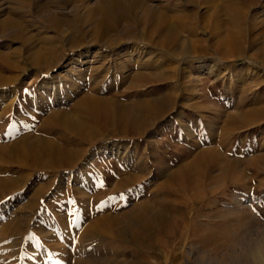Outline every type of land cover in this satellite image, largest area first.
Instances as JSON below:
<instances>
[{"label": "rangeland", "instance_id": "1", "mask_svg": "<svg viewBox=\"0 0 264 264\" xmlns=\"http://www.w3.org/2000/svg\"><path fill=\"white\" fill-rule=\"evenodd\" d=\"M133 1L148 9L150 23L162 25L163 39L177 40L180 56L171 53L159 63L152 49L127 42L125 29L114 42H121L117 54H107L100 47L106 35L94 40L97 27L107 32L98 0H0L2 264H256L253 251L264 243V0H188L186 6V0ZM206 3L217 7L208 9ZM232 16L240 20L230 22ZM49 19L61 22L60 28L51 27ZM184 27L194 28L196 36L185 34ZM203 28L212 32L205 37ZM134 30L140 39L141 28ZM186 39L193 42L185 44ZM96 54L108 55L111 62L151 58L164 76L174 72L178 87L161 90L154 80L144 93L127 88L133 75L117 76V64L105 79L96 78L89 70L100 66ZM167 95L172 101L190 100L171 110ZM160 99L166 100L165 113L145 110L146 101ZM52 110L70 112L78 126L89 127L83 136L94 144L83 146L87 154L77 169L40 174L8 169L16 168L10 163L17 160L27 164L24 140L37 145L42 138L56 139V149H74L80 141L43 132L44 127L50 130ZM43 150L33 152L42 167L63 159ZM139 162L142 171L135 172ZM100 166L104 175L114 172L115 181L132 172L143 181V189L132 186L122 192L131 199L120 214L113 211L122 216L114 230L126 226L134 231L133 217L142 202L164 215L151 218L153 232L141 240L144 250L129 236H108L95 252L92 245L99 239L87 235L79 240L71 233L76 225L70 224L74 207L67 203L68 189H84L91 183L87 174ZM42 187L50 189L40 197ZM52 203L64 204L62 212ZM49 205L68 222L48 223ZM69 240L79 252L63 249Z\"/></svg>", "mask_w": 264, "mask_h": 264}, {"label": "bare ground", "instance_id": "2", "mask_svg": "<svg viewBox=\"0 0 264 264\" xmlns=\"http://www.w3.org/2000/svg\"><path fill=\"white\" fill-rule=\"evenodd\" d=\"M98 1H99L100 5L97 8V11H99L101 14H103L106 18L105 23L107 25V32H103V26L102 25L97 27L95 29L96 30V36H95L94 40L97 41L100 36L106 35V37H105L106 40L103 41V43L100 45V47L102 49H104L105 51H107L108 52L107 54H113L112 56H115L117 54V53H113V52L118 50L121 42H118V43H114V42L117 39H119V37L117 36L118 32H120L121 29L122 30L125 29L124 32H126V36H127L126 41L127 42L133 41L131 43L139 44V46H140V44H142V45L147 46L148 48L152 49L153 50L152 52H155L157 54V57L155 60L159 63H160V61H165V58H169V57L171 58L172 57L171 53L174 54L176 52L178 54V56H180V54L176 51V45L178 43L177 40L175 38H168V37H167L168 38L167 40L162 38V36H161V33H162L161 26L162 25L157 21H154V23L149 22L151 17H150V14L148 12V9H145V7H141L138 4L134 3L133 0H122V1L121 0H98ZM211 2H213V1H211ZM179 3H183V2H179ZM207 3H206V5H207L208 9H211V10L216 9L217 6L211 5V7H210V5H208ZM183 4L186 6V5L190 4V1L186 0V3H183ZM140 7H141V9H140ZM139 10L141 11V14H139V12H138ZM231 10L232 9L228 10L229 13L231 12ZM206 11H207V8H206ZM139 15H141V16H139ZM191 20H194V17H193V19L191 17ZM239 20H240V17L233 18V16H232V18H230V22H233V23H236ZM47 22L49 25H51V27H53L56 30H58L61 26L60 25L61 22L59 24L54 19H49ZM188 23H189V21H188ZM192 26L194 27V25H192ZM134 27H140L141 28L140 39L138 38L137 32L134 30ZM183 31H185V34H187V35H190V36L195 35V30L192 27H187V28L184 27ZM124 32H122V34ZM135 32H136V35H135ZM211 32H212L211 29H208V28L202 29V35L205 37H207L208 34ZM163 33H164V31H163ZM95 41H93V42H95ZM191 41L193 42V40H191ZM191 41L186 39L184 41V43L187 44V43H190ZM198 42L204 43V40L201 39V41H198ZM79 46H82V45H79ZM126 55H130V57L133 56L130 52H127ZM94 58L95 59H98V58L101 59V60H99V62H100L99 67H96L95 70L94 69L92 70V68L89 69V70H91L90 71L91 75H93V72H95V74L93 76H95L96 78H102L103 77V79H105V76L107 77L109 75L112 66H116V64H117V65H120L116 71L117 76L121 75L120 73H124V72L125 73H131L133 75L130 77L131 81H130V78H128L130 83L128 84L127 88H131L134 90L137 89L139 92L141 90V93L142 92L144 93L146 91L145 87L149 86L148 84L153 83L154 80L158 81L159 85H157V86H159L161 90L166 89L168 87V85H175L176 84L178 87V83L176 81V75L174 74V72H171V74H168V76H164L161 73L164 70L159 68V65L153 67L154 61L151 58H149V60L145 61V62L142 61L143 57L142 58L136 57L135 61H133L134 59L131 60V58L130 59H124V60L116 58L117 60H113L112 62H111V59L108 57V55L107 56H104V55L101 56V54H96ZM121 61H123V63ZM145 71H149L150 73L145 74ZM184 74H185V72H184ZM189 81H191V80H189ZM135 82H137V84ZM155 84H157V83H155ZM155 84H154V86H156ZM153 88H155V87H153ZM158 88H155V89H158ZM148 90H147V92H148ZM186 91L188 92L189 89L186 88ZM169 97H170L169 95L165 96V98H169ZM87 99L89 100V98H87ZM160 100L159 101H155V100L146 101V104H145L146 106L144 105L145 110H147L148 112L155 114L157 116L165 113L162 111V106L165 105V104H163V102L166 103V100H164V101L161 100V102H160ZM168 100H171V98H169ZM189 100L190 99L183 97V96L178 97L176 101L174 99H173V101L171 100L173 102V104H171L170 107H168V108L171 109V107H172V109H175V108L177 109L178 105L180 106V103L182 106V105L187 104L186 102ZM168 103H170V102H168ZM141 105L142 104L140 103L139 106H141ZM182 107H185V106H182ZM53 111L54 110H52L51 112L49 111L50 116H49V119L47 121L48 126L50 127V130L45 129L46 127H44L43 132L46 133L48 136L54 135L55 133L60 132L63 135L62 139L65 141L69 140L72 142V140H74V139H75L74 141H76V139L80 140V141H77L75 143V145H73L74 149H70L66 145H64V148H66V149H61V148L56 149L55 147H53L55 142H57L56 139L47 141V140H42L43 139L42 138V139H39L40 141L37 143V145H33V143L31 144L28 140H24L23 143L28 150L23 152V156L27 160V164L21 162L20 160H17L15 162L10 163L11 165L16 163L15 166H17V167L16 168H8V169H16L19 171H24V170L29 171V169H32L39 174L45 173V172L46 173H48V172L49 173L50 172L62 173L63 171L70 172L72 170L77 169L81 159L83 157H85V155L87 154L86 151H84L85 149L83 146L88 145V147H91L94 144V141L91 139V137L83 136L84 130L88 129L89 127L85 128L82 126H78L77 118L71 116L70 112H66L65 110L58 111V112H53ZM170 111H169V113H170ZM47 145H50V147ZM44 146H45V148H44ZM14 147H15V149H18L20 147L19 143L15 144ZM40 148L44 149L43 153H48L51 155L52 154H58V155L61 154L60 158H63V159L59 163H57L55 161L56 164H54L53 166H50L47 164L45 166L43 165V167H42V166L38 165L40 163V158L37 157L38 156L37 154L33 153V152H35L34 150H36V149L39 150ZM68 149H70V152H68L66 155L65 152H67ZM95 161H96V159H95ZM28 163H30V164H28ZM103 165H104V162H102V166ZM106 165H108V164H106ZM93 166H96V165L93 164ZM102 166H100L101 168L99 167L101 170H96V171H93V172L87 174V179L90 180L91 183H89L88 186H85L84 189H81V191H79V192H77L76 190H75L76 192H74L71 189H68L69 190L68 191L69 200L67 201V203H70V205H72V207H74L73 209L75 210V211L73 210L72 212L69 213V219H71V221L77 220L79 223V226H81V228L84 227V225H86V222H88V220L91 221L90 219H92L91 223L89 225L87 224L81 230L79 229V227L74 226L73 229L71 228L72 229L71 233L75 236L77 235L79 240L84 239L87 235H89L93 238L96 237V239H99V240H95L94 245H92L95 252L101 251L100 239L103 237H108V236H111L113 238H115V237L121 238L122 236H129V238L131 239L132 242H135L141 250H144L145 248L143 247L141 240H142V238L145 237V235L152 234V232H153V230L150 229L151 223H153V221H151V218L163 219V217H164V215L162 214L161 211H158L157 213L154 212L155 211L154 210L155 205H154V207H152V206L147 205L146 203H143V202L141 203L140 206L137 205V207H139L138 211H137L138 213L137 214L135 213V215L133 217L134 218L133 219L134 220V226H135L134 228H136V229L132 232L130 230L131 228L129 229L126 226L124 228L116 229V230H114V227H113L115 224H119V221H120L119 216H121V215L118 216L117 213L121 212L122 210H125V208L127 207V206H124L123 201H121L119 203V205H117L116 201H113V202H111V204L108 207H104L103 210H101V208H100L101 204L105 201H108L109 197L119 196L123 191L125 192L126 188H129L132 186L134 187L133 189H138V188L143 189L144 188V187H142L143 181L138 179L137 177H139V176H136V174H134L135 172H137L139 170L142 171V168H143L142 163L139 162V164L136 166L135 172H132L131 174L128 173L127 177L121 181L120 180H118V181L114 180V177H115L114 172L104 175ZM105 169L106 168H104V170ZM137 175H140V174H137ZM100 180H103L105 182L106 187H104V188H97L96 187V184ZM114 181H115V183H114ZM113 183H114V185H112L113 187H111L110 185ZM109 187H111V189H109ZM49 189L50 188L42 187L40 189V192H39L40 197L45 195L49 191ZM127 190L130 191V189H127ZM138 190H140V189H138ZM131 191H132V189H131ZM73 193H75V195H77V194L82 195L83 198L78 200L75 198V195ZM73 195H74V197H73ZM79 195H78V197H79ZM124 195L126 197L128 196V194L127 195L124 194ZM138 197L141 198L140 191H139ZM128 198L126 201V205L128 203ZM129 199H131V198H129ZM52 204H53L52 206L56 207L57 209H60V210L63 209L64 204L63 205L61 203L60 204L52 203ZM52 206L49 205L47 207L49 209V210L47 209L48 210L47 212H49V213L51 212V213L49 214L46 221L48 223L51 222L52 224L59 223V221L60 222L61 221H67L68 222V220L67 219L65 220V217L62 215V213H61L62 210H61V212H57L56 210H54V208ZM50 208H52L51 211H50ZM85 208H87V209H85ZM37 209L38 208H36V209L33 208V210H36V211H37ZM113 211H117V213H116L117 215H115ZM127 219L128 218L124 215L123 221L125 222V225H129V223L127 222ZM63 234H65V233H63ZM60 236L61 235H59V238H60ZM65 237H67V236H65ZM65 237H64V239H65ZM69 242H70V240L67 242H64L63 249L67 250V248L72 247L73 251H75V252L80 251V247L77 243L75 245L71 246V244ZM59 243H62V241ZM262 246H264V243L258 244L253 251L252 255H253V261L255 263L260 259L258 252ZM54 247L52 248L53 250H54ZM61 249H62V247H61ZM49 251L52 252V250H49ZM64 259L65 258H63V260ZM60 263H62V262H60Z\"/></svg>", "mask_w": 264, "mask_h": 264}, {"label": "snow or ice", "instance_id": "3", "mask_svg": "<svg viewBox=\"0 0 264 264\" xmlns=\"http://www.w3.org/2000/svg\"><path fill=\"white\" fill-rule=\"evenodd\" d=\"M29 91L30 90L25 89V92H29ZM178 138H179V133H178ZM96 187L97 188H104V187H106V184H105V182L103 180H100L96 184ZM113 201H116V202L123 201L124 202V206H127L126 205L127 197L123 193H121L119 196L109 197L108 201L103 202L101 204V206H100L101 210H103L104 207H108L111 204V202H113ZM70 224L76 225L77 227H79V223H78L77 220L70 221ZM0 254H2V253H0ZM0 264H2V262H0Z\"/></svg>", "mask_w": 264, "mask_h": 264}, {"label": "clouds", "instance_id": "4", "mask_svg": "<svg viewBox=\"0 0 264 264\" xmlns=\"http://www.w3.org/2000/svg\"><path fill=\"white\" fill-rule=\"evenodd\" d=\"M258 254L260 259L256 262V264H264V246L259 249Z\"/></svg>", "mask_w": 264, "mask_h": 264}]
</instances>
